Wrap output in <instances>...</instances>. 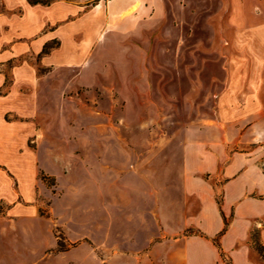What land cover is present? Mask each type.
Returning a JSON list of instances; mask_svg holds the SVG:
<instances>
[{
    "label": "rangeland",
    "instance_id": "1",
    "mask_svg": "<svg viewBox=\"0 0 264 264\" xmlns=\"http://www.w3.org/2000/svg\"><path fill=\"white\" fill-rule=\"evenodd\" d=\"M34 1L0 0V99L19 107L2 116L35 163H0V264H183L162 219L198 211L187 172L220 205L232 162L264 174V0L95 1L37 26L40 7L78 3ZM251 222L233 250L264 264V215Z\"/></svg>",
    "mask_w": 264,
    "mask_h": 264
},
{
    "label": "crops",
    "instance_id": "2",
    "mask_svg": "<svg viewBox=\"0 0 264 264\" xmlns=\"http://www.w3.org/2000/svg\"><path fill=\"white\" fill-rule=\"evenodd\" d=\"M75 1L78 3L77 5L56 3L48 8L40 7L41 9L37 10L38 13L45 14L39 17L41 19H39L36 26L43 21L45 22L46 18L52 22L63 21L68 19L70 15L78 14L85 9V6L81 4L97 1L101 5L104 0ZM162 1L151 0L149 1V7L153 8L155 4H161ZM199 1L196 0V3ZM227 1V5L230 6L232 0ZM131 2L132 0H109L106 8H108L110 14L114 15L116 12L126 11L131 6ZM29 5L38 6L40 4L32 5L29 3ZM100 5L97 7H100ZM263 13L260 8H256L254 12L255 15ZM83 24L85 23L83 22ZM74 29L75 27L68 26L64 30L68 34L62 31L61 37L71 36ZM263 32L264 30L261 32L262 37L254 40L257 45H264ZM18 108V105L10 97L0 99V163L8 165L17 175H20L22 172L20 164L29 162L33 176L35 170L34 159L28 152L24 151L27 133L25 124L22 122H9L2 116L4 112L18 110ZM225 175L229 180L224 186V197L220 205L216 200L215 190L208 183L189 176V172H187L184 184L185 194L187 197L198 200V211L194 215L179 219L175 226L172 225V222H168L165 216L162 219L163 232L166 235L172 234L173 238L179 239L182 243L183 264H224L222 252L213 240L218 235L222 237V245L220 244V246L223 253L230 252V254H233L236 264H248V251L245 248L234 251L233 247L237 242L248 238L252 227L251 219L264 215V200L252 197L253 193L264 194V174L254 166H249L245 160V163L232 162V166L226 168ZM0 179L4 183L0 188V193L7 192L6 196L10 198L9 178L4 172L0 171ZM32 185L29 186L30 194ZM24 189L26 191L25 185ZM234 207L236 214L232 218ZM192 228L197 231L188 234V230ZM197 232L201 234H197ZM261 233L264 238V229Z\"/></svg>",
    "mask_w": 264,
    "mask_h": 264
},
{
    "label": "trees",
    "instance_id": "3",
    "mask_svg": "<svg viewBox=\"0 0 264 264\" xmlns=\"http://www.w3.org/2000/svg\"><path fill=\"white\" fill-rule=\"evenodd\" d=\"M28 1H29V3L32 4V5H36V4H43V5H46V4H47V3H44V2H42V1H34V0H28ZM197 234H201V233H200V232H197ZM222 234H223V233H222ZM214 241H215V243L217 244L218 248L221 250V252H222V256L224 257V256H225V253H223L222 248H221L219 242H218L217 240H214ZM263 249H264V248H263Z\"/></svg>",
    "mask_w": 264,
    "mask_h": 264
}]
</instances>
